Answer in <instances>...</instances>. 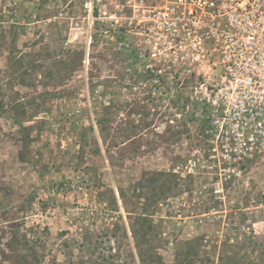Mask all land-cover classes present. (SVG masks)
Wrapping results in <instances>:
<instances>
[{"label":"rangeland","instance_id":"obj_1","mask_svg":"<svg viewBox=\"0 0 264 264\" xmlns=\"http://www.w3.org/2000/svg\"><path fill=\"white\" fill-rule=\"evenodd\" d=\"M146 4L0 0V264H90L87 230L113 263L140 264L119 190L155 171L180 183L154 215L165 264H264V156L209 159L199 107L185 104L215 71L166 47Z\"/></svg>","mask_w":264,"mask_h":264},{"label":"built area","instance_id":"obj_2","mask_svg":"<svg viewBox=\"0 0 264 264\" xmlns=\"http://www.w3.org/2000/svg\"><path fill=\"white\" fill-rule=\"evenodd\" d=\"M143 14L166 47L215 71L198 74L185 104L199 107L209 159L232 165L264 156V0H147Z\"/></svg>","mask_w":264,"mask_h":264},{"label":"trees","instance_id":"obj_3","mask_svg":"<svg viewBox=\"0 0 264 264\" xmlns=\"http://www.w3.org/2000/svg\"><path fill=\"white\" fill-rule=\"evenodd\" d=\"M130 54L132 56L134 51ZM2 110H4V104L3 101L0 100V111ZM108 114H110V112ZM109 121V119L107 120L104 118L96 119L100 133L106 130V123ZM90 128L93 129V126L91 125ZM172 176H170L168 172L164 171L146 172L140 180L131 185L128 189L119 190V196L122 200L128 219V224L123 227L124 232L126 235L128 232L130 233V237L133 241V249L136 252V255L139 257L140 264H165L161 254L159 253V250L162 246L161 242L164 239V232L158 228L159 224L156 222L154 215L158 206L165 202V200L168 198L169 193L174 190V188H178L180 185L178 181L179 176ZM164 178L165 180L170 181L171 184L167 185L166 182H163ZM102 186L106 187V189L100 194V196L103 198L101 201H105L104 199L106 195L109 194L111 198L109 206L113 205L119 210V197L116 194L115 189L104 184H102ZM130 197H137L139 200H143L141 201L142 206L128 207L129 202H131L129 199ZM104 208L107 209V207ZM118 227L122 228V225L118 224ZM92 240L93 235L87 230V235H85L83 240L80 242L83 251L86 250L85 256L90 257L88 262L90 264H115L111 261L113 258V256H111V252L115 247H113L111 244L106 246L105 241L93 242ZM30 242L31 241L26 236L22 240V244L27 248H29ZM97 251H99L98 255H96ZM73 255L74 253L70 251L69 261L71 263L74 262ZM93 257L96 258L94 259ZM24 261L25 264H35L31 263L27 257H24ZM78 263L81 264L80 261Z\"/></svg>","mask_w":264,"mask_h":264}]
</instances>
